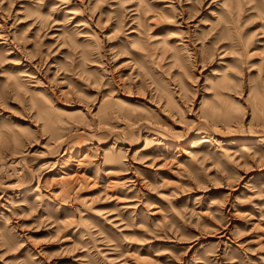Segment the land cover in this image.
<instances>
[{
    "label": "rangeland",
    "instance_id": "374dc122",
    "mask_svg": "<svg viewBox=\"0 0 264 264\" xmlns=\"http://www.w3.org/2000/svg\"><path fill=\"white\" fill-rule=\"evenodd\" d=\"M0 264H264V0H0Z\"/></svg>",
    "mask_w": 264,
    "mask_h": 264
}]
</instances>
